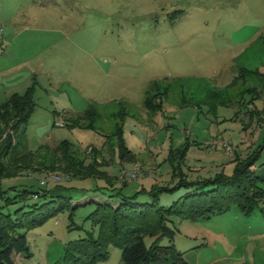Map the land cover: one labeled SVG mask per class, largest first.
I'll list each match as a JSON object with an SVG mask.
<instances>
[{
  "label": "rangeland",
  "instance_id": "obj_1",
  "mask_svg": "<svg viewBox=\"0 0 264 264\" xmlns=\"http://www.w3.org/2000/svg\"><path fill=\"white\" fill-rule=\"evenodd\" d=\"M0 27V102L36 82L29 147L68 140L88 160L93 147L102 148L99 158L108 164L99 169L117 180L45 171L4 179L5 195L33 186L73 197L70 208L27 232L31 256L18 264H58L69 243L97 239L100 227L89 214L92 199L108 198L103 192L122 190L124 197L142 185L172 187L171 147L189 144L183 169L190 179L231 174L236 156L250 152L264 174V0H0ZM155 80L169 92L152 114L144 99ZM121 101L133 161L111 154L109 142L104 146ZM91 104L101 116L94 129L65 125ZM51 155L44 150L35 166ZM124 170L135 176L125 179ZM185 192L162 190L158 203L170 206ZM138 200L152 197L142 193ZM167 225L173 236H147L148 247L156 239L173 243L192 264H264V200L251 214L237 207L208 219L173 214ZM121 256L112 245L108 258L94 264H121Z\"/></svg>",
  "mask_w": 264,
  "mask_h": 264
},
{
  "label": "trees",
  "instance_id": "obj_2",
  "mask_svg": "<svg viewBox=\"0 0 264 264\" xmlns=\"http://www.w3.org/2000/svg\"><path fill=\"white\" fill-rule=\"evenodd\" d=\"M159 84L157 80L152 82L144 99L145 107L152 114L163 109L164 99L169 92L168 86L161 91ZM35 89L34 81L24 92H14L0 103V183L24 171H45L66 173L69 179L101 176L114 184L117 180L113 181L105 171L99 169L108 164L105 159L99 158L102 148L93 147L88 160L68 140L54 148L42 149L54 157L45 158L35 166V159L43 152L31 149L27 137L28 124L37 105ZM119 104V121L111 133H106L104 146L109 142L107 149L111 154L117 153L121 161H133L135 153L123 137V124L129 112L125 103L121 101ZM100 117L99 108L91 104L81 116L69 119L70 123L65 125L94 129ZM188 148L189 144L169 149L172 177L177 180L172 187H143L124 197H119L122 190L110 194L103 192L108 198L92 199L96 208L89 217L99 225V237L69 243L58 264H94L103 261L108 258L112 245L122 250L121 264H192L173 243L161 245L156 241L160 236H173L174 230L167 225L170 215L178 214L194 220L208 219L227 212L231 207L251 214L260 206L264 200V174L253 167L257 155L250 152L245 157L236 156L231 174L222 170L211 176L190 179L183 169ZM22 162L23 166L20 165ZM12 169H17V172L11 173ZM127 182H122L123 188ZM56 186L59 188L61 185ZM115 189L112 187L110 190ZM176 189H186V192L170 206L158 203L160 191ZM14 190L13 196L0 191V198L5 201L0 206V264H18L22 258L30 257L27 232L65 208H70L73 198L65 193H53L51 188L21 186ZM142 193L151 195L152 200L139 201ZM11 205H15L13 211L8 208ZM5 207L8 211H5ZM147 236L157 238L150 247L145 241Z\"/></svg>",
  "mask_w": 264,
  "mask_h": 264
},
{
  "label": "built area",
  "instance_id": "obj_3",
  "mask_svg": "<svg viewBox=\"0 0 264 264\" xmlns=\"http://www.w3.org/2000/svg\"><path fill=\"white\" fill-rule=\"evenodd\" d=\"M2 34H3V27H0V36H1ZM223 146H227V144L225 143V144H223ZM122 175H123V177H124L125 179L128 180V178L130 179L131 177L135 176V172L130 173L129 171L124 170ZM127 180H126V181H127Z\"/></svg>",
  "mask_w": 264,
  "mask_h": 264
},
{
  "label": "crops",
  "instance_id": "obj_4",
  "mask_svg": "<svg viewBox=\"0 0 264 264\" xmlns=\"http://www.w3.org/2000/svg\"><path fill=\"white\" fill-rule=\"evenodd\" d=\"M14 85H15V83H14ZM29 85H30V84H29ZM29 85H28V86H29ZM28 86L25 88V90L28 88ZM8 88H9V86H8ZM25 90H24V91H25ZM24 91H22V92H24ZM14 92H19V91H13V90H11V91H10V94L5 98V100H6V99H7L12 93H14ZM22 92H19V93H22ZM3 101H4V100H3ZM3 101H2V102H3ZM2 102H0V103H2ZM133 151H134V150H133ZM134 153H136V152H134ZM143 187H144V186L142 185V188H143ZM144 188H145V187H144ZM138 190H139V189H138ZM26 258H29V257H26ZM21 260H23V258H22Z\"/></svg>",
  "mask_w": 264,
  "mask_h": 264
}]
</instances>
